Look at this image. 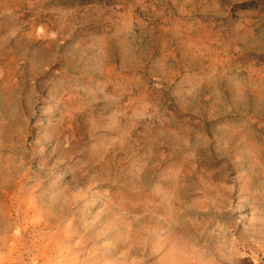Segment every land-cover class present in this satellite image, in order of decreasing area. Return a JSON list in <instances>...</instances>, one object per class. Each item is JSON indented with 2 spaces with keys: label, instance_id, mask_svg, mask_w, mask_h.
Returning a JSON list of instances; mask_svg holds the SVG:
<instances>
[{
  "label": "rangeland",
  "instance_id": "1",
  "mask_svg": "<svg viewBox=\"0 0 264 264\" xmlns=\"http://www.w3.org/2000/svg\"><path fill=\"white\" fill-rule=\"evenodd\" d=\"M0 264H264V0H0Z\"/></svg>",
  "mask_w": 264,
  "mask_h": 264
}]
</instances>
